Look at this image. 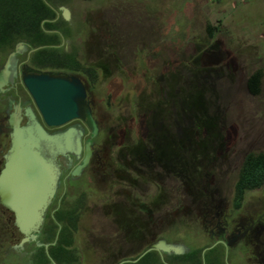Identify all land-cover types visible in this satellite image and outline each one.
Here are the masks:
<instances>
[{
	"label": "rangeland",
	"instance_id": "1",
	"mask_svg": "<svg viewBox=\"0 0 264 264\" xmlns=\"http://www.w3.org/2000/svg\"><path fill=\"white\" fill-rule=\"evenodd\" d=\"M69 1L75 17L70 24H80L72 45L95 67L98 79L92 99L106 138L98 148L113 165L111 180L104 182L108 190H100L101 172H88L93 178L83 184L90 182L89 187L66 197L67 206L79 208L71 247L76 262L116 264L160 241L181 250L201 248L213 241L211 233L264 235L263 188L248 192L242 207L233 208L245 155L264 150V0ZM209 26L217 29L210 34ZM5 60L0 52V66ZM258 71L261 82L255 94L248 80ZM2 102L0 168L10 145L11 107ZM184 104L207 111L205 120L213 128L217 124L215 140L200 148L207 153L197 161L200 169L191 172L193 182L184 184L178 173L156 166L129 172L132 186L116 185L120 180L114 175L127 174L114 172L125 149L118 147L120 141L146 146L154 119L170 133L179 130L173 121ZM186 119L198 132L194 117ZM127 217L134 241L128 256H120V244L109 238L127 235L121 221ZM94 235L103 236L102 241ZM24 239L14 213L0 204V264H36L32 249L37 238Z\"/></svg>",
	"mask_w": 264,
	"mask_h": 264
},
{
	"label": "flooded vegetation",
	"instance_id": "2",
	"mask_svg": "<svg viewBox=\"0 0 264 264\" xmlns=\"http://www.w3.org/2000/svg\"><path fill=\"white\" fill-rule=\"evenodd\" d=\"M45 2L55 11L54 18H45L41 22V27L46 34L43 40L46 43L37 45L32 42L31 36L20 38L16 41V43H14L13 49L9 50L8 53L4 52L6 54V60L0 66L1 70L7 62L10 54L12 52H16L10 68L9 84L4 87V91L0 89V98H3L0 100L3 102L5 101L7 105H10L11 111H13L14 106L19 103H21L23 108L31 106L37 114L40 122L43 123L45 128L50 133H63L69 129L74 130L72 136L73 150L68 151L67 149H63L56 155V161L60 169V180L57 193L47 210L45 222L38 233V243L34 242L36 246L32 249V253H34V259L36 260L40 255L37 248L43 245V236L48 234L47 228H45L48 218H55V213L59 209H62L63 216H65V219L68 221L71 217L75 216L79 210L78 207L70 208L67 206L66 197L68 194L83 187H89L90 182L83 184V180L90 181L91 178H93L91 175H88V172H94V175L101 172V176L99 177L101 179L99 180V184H101L100 190L105 191L106 187L108 190L110 186L105 187L104 182L111 180L108 172H113V165L109 162V157L105 154V152H101L98 148L102 146V143L104 144L106 138L102 136L104 134V127L102 128L103 132L101 135V127L96 116V110H94L95 102L92 99V94L98 85L96 70L94 66L91 67L90 65H87V63L79 57L78 51L76 50L77 48L72 45L76 42V34L80 33L79 30H74V28L78 29L80 24H78V21L77 25L70 24L73 20L74 14L69 0H45ZM63 6L69 8V18L65 17L64 10L62 9ZM32 14L37 15V11H32ZM53 25H55V27H53ZM54 34H58L60 38L55 37ZM0 43L5 45L3 42ZM21 44L23 45L22 48H20ZM1 48L2 47H0V52H3ZM42 48H56L58 49V56H51L46 58L45 61L44 59H34V54ZM97 66L100 67L99 65ZM35 73L65 76L79 80L86 92V97L82 105L83 113H81L79 117L68 121L64 125H46L30 92L22 82L23 75ZM26 122L27 117L24 116L22 123L24 124ZM78 139L81 142L80 150L77 145ZM137 144L132 146V143H125L123 140L118 144V147L120 146L125 149L124 152L119 153L120 157H117L118 161L116 163L117 166L114 168V172L120 171L126 172L127 174H121L124 178L116 177L117 175H114V178L120 180L116 185L123 188H126L129 185L132 186L131 182L133 180V176L129 175V172H146L148 170L147 165L143 164V167L140 168L133 162L135 157L131 152L135 149ZM145 149H147V143ZM87 157V164L83 166L80 172L74 174L75 169L78 166L83 165ZM4 162L5 160L3 161L0 171L4 166ZM85 173H87V175H85ZM114 182L116 181L114 180ZM121 221L126 225L125 233L127 235L120 237V234H116L111 236L109 239L116 244H120L121 248L117 251L118 255L128 256V251L131 250L130 246L134 241V235L132 232L133 226L131 225L130 217L123 218ZM210 236L213 238V241L201 248L195 247L189 250H181L176 253H167L157 250H150L145 253L146 250L150 248L148 247L134 259L125 257L116 264L138 263L151 251H156L158 253L159 260L153 261V259L151 260L150 258H146L143 264H161V261L166 264H264V238H261V236L264 235L259 233L227 234L218 232L211 233ZM102 237L101 235H94V240L101 242ZM118 237L125 240V246L122 242L117 240ZM235 246H238V248H234ZM250 246H252V248H250ZM167 259H171L173 261H167Z\"/></svg>",
	"mask_w": 264,
	"mask_h": 264
},
{
	"label": "water",
	"instance_id": "3",
	"mask_svg": "<svg viewBox=\"0 0 264 264\" xmlns=\"http://www.w3.org/2000/svg\"><path fill=\"white\" fill-rule=\"evenodd\" d=\"M65 17L69 8L63 6ZM23 45H20L22 48ZM16 52H12L0 70V89L9 84L10 68ZM22 82L30 92L39 112L48 126L64 125L83 113L86 92L75 78L49 74H25ZM24 116L27 122L22 123ZM10 145L4 155V166L0 171V203L14 213L15 225L26 241L35 240L45 222V217L60 180V169L56 155L63 149L73 150V129L63 133H50L37 117L31 106L21 103L8 114ZM80 150L81 142L77 140ZM88 162L75 169L81 171ZM55 243V242H54ZM48 246L46 250L48 252ZM150 250L180 252L181 249L160 241ZM144 253V254H145ZM52 264H57L53 262Z\"/></svg>",
	"mask_w": 264,
	"mask_h": 264
},
{
	"label": "trees",
	"instance_id": "4",
	"mask_svg": "<svg viewBox=\"0 0 264 264\" xmlns=\"http://www.w3.org/2000/svg\"><path fill=\"white\" fill-rule=\"evenodd\" d=\"M32 11H37V15L32 14ZM52 17H55V11L45 0H0V42L5 43V45L0 43L2 51L8 53L9 50L13 49L14 43L18 39L26 36H31L32 42L37 45L46 43L43 40L46 34L41 27V22L45 18ZM208 29L212 34L217 26H209ZM54 36L60 38L58 34H54ZM57 51L56 48L39 49L34 54V59H44L45 61L46 58L51 56H58ZM260 82V71L255 72L249 78L248 85L253 93L257 94L259 92ZM200 97L204 99L203 96ZM196 106L200 109L198 103ZM197 108L192 111L191 106L184 104V112L180 111L179 116L173 121L175 128L180 129L173 133L164 129L163 122L161 123L156 119L150 121L146 138L147 149H145L144 143H140L135 146L137 150L133 149L131 152L134 157L137 156L133 160L136 165L142 168L145 164L150 169L158 166L163 172L171 170L178 173L184 184L188 185L189 182H193L194 174L191 172H197V169H200L197 161L207 153V151L202 152L200 148L203 145L207 146L206 140L211 139L214 141L217 137V124L213 128L205 120L208 112L203 111V113ZM190 116L194 117L198 132L193 131L187 124L188 119L186 118H190ZM212 150L215 151L216 149L213 148ZM147 156H151V158L149 159ZM262 188L264 189V150L250 152L245 155L235 183L233 208L240 209L248 192ZM79 217L78 213L67 221L66 217L63 216L62 209H59L55 213V218H48L45 224L48 234L43 236V245L37 248L40 255L38 254L39 258H37L36 264H52L53 262L57 264H78L76 262L78 259L77 252L71 247L74 243V234L77 231ZM48 243L49 254L46 250ZM150 257H154L153 261L159 260L158 253L151 251L142 260L134 264H143L144 260ZM167 261L173 260L167 259ZM160 263L166 264L163 261Z\"/></svg>",
	"mask_w": 264,
	"mask_h": 264
}]
</instances>
